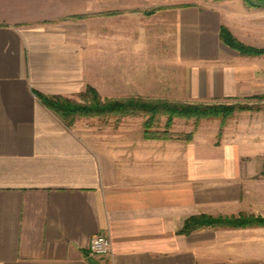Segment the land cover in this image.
I'll list each match as a JSON object with an SVG mask.
<instances>
[{"label":"crops","instance_id":"obj_1","mask_svg":"<svg viewBox=\"0 0 264 264\" xmlns=\"http://www.w3.org/2000/svg\"><path fill=\"white\" fill-rule=\"evenodd\" d=\"M116 1L0 0V264H264V225L182 231L198 215L264 218V139L67 126L38 97L143 95L144 79L151 98L190 103L264 93V61L220 38L264 45V10ZM100 234L107 256L89 250Z\"/></svg>","mask_w":264,"mask_h":264},{"label":"trees","instance_id":"obj_2","mask_svg":"<svg viewBox=\"0 0 264 264\" xmlns=\"http://www.w3.org/2000/svg\"><path fill=\"white\" fill-rule=\"evenodd\" d=\"M247 4L254 5L252 0H247ZM221 40L233 49L242 54H263L264 50L248 47L241 43L226 26H221ZM41 102L50 110L55 112L67 126H72L80 118H109V117H133L143 115L147 119L144 122V135L149 139L178 138L191 140L190 133L185 136L170 134L169 127L174 118L183 119H206L222 118L231 116L236 105L190 103L183 101H173L164 99H144L142 97H124L107 99L103 98L97 90L88 86L85 91L79 94V100L64 96H44L38 94ZM167 117V127L163 132L153 130L154 123L160 118ZM252 225H264V218L254 216H240L231 218L212 217L209 215H198L189 218L183 228L184 233L205 226H230L244 227Z\"/></svg>","mask_w":264,"mask_h":264},{"label":"rangeland","instance_id":"obj_3","mask_svg":"<svg viewBox=\"0 0 264 264\" xmlns=\"http://www.w3.org/2000/svg\"><path fill=\"white\" fill-rule=\"evenodd\" d=\"M114 1L117 3L113 4V7H116V6L118 7L120 3L116 0H113V2ZM222 1H226V0H171V3H177L180 5H188V4L213 5L217 2H222ZM227 1H231V0H227ZM246 1L247 0H241V2H243L245 7L249 9H254L256 11L264 10V0H252L254 5L247 4ZM139 4L140 3L137 0H128L129 7L137 6ZM239 41L243 43L241 40ZM243 44L251 48L264 50V45L257 46V45H250L246 43H243ZM233 50L237 51L236 49H233ZM237 52L240 54L241 57L253 58V59L255 58V59H260L264 61V53L263 54H242L239 51ZM262 63L264 64V62ZM148 82L149 81L147 79H144L143 80L144 84L139 85V89L143 90L142 91L143 95L135 94V92L138 91V88L136 90L135 86L130 87L128 93L118 92V93H112V94L115 96L122 95L120 96L121 98L138 96L144 99H156V98H151L152 95L155 93H153L154 91L151 90L153 85L152 84L147 85ZM172 94H174L173 91H171V99L164 98V100H173V101L180 100L183 102H188L183 99L176 98ZM192 103H205V102L194 101ZM207 104L236 105L237 108L235 109L234 113L226 119L206 118V119L196 120V119L174 118L172 124H170V127L168 126L169 133L185 136L190 133L193 135L196 131H200V132L206 133V135L213 133L214 136H217L218 140H221L225 137H228L234 134L237 135V137L238 136L243 137V139L245 140H248V138H250L249 136H253L252 137L253 139H260V140L264 139V113H263L264 112V93H261V92L255 93L253 95L240 98L237 100H233V101H227V102H221V103L208 102ZM146 119L147 118L145 116L138 115V116H133V117H124L120 119L117 117H109V118H104V119L80 118L76 121L81 120L84 123H87L88 125L101 126L102 128H105L106 130H110L112 132L119 130L120 127H126L128 128L129 131L138 133L139 135L140 132L142 131L143 133L145 132L144 122L146 121ZM167 120H168L167 117L160 118L159 121L154 123L153 130H159V132H163L164 130H166V128H168ZM257 121H260V122L258 123ZM257 124H261V125L258 126ZM225 218H228V217H225Z\"/></svg>","mask_w":264,"mask_h":264},{"label":"built area","instance_id":"obj_4","mask_svg":"<svg viewBox=\"0 0 264 264\" xmlns=\"http://www.w3.org/2000/svg\"><path fill=\"white\" fill-rule=\"evenodd\" d=\"M90 252L96 256L111 254V240L106 234H100L93 238L89 247Z\"/></svg>","mask_w":264,"mask_h":264}]
</instances>
